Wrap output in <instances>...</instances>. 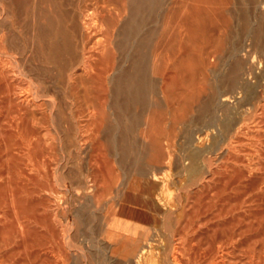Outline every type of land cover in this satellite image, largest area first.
<instances>
[{
    "label": "bare ground",
    "instance_id": "1",
    "mask_svg": "<svg viewBox=\"0 0 264 264\" xmlns=\"http://www.w3.org/2000/svg\"><path fill=\"white\" fill-rule=\"evenodd\" d=\"M0 264H264V0H0Z\"/></svg>",
    "mask_w": 264,
    "mask_h": 264
},
{
    "label": "rangeland",
    "instance_id": "2",
    "mask_svg": "<svg viewBox=\"0 0 264 264\" xmlns=\"http://www.w3.org/2000/svg\"><path fill=\"white\" fill-rule=\"evenodd\" d=\"M236 144H237V145H236ZM236 144H234V146L236 145L235 147L233 146V150H235L236 152H235V151L232 152V149H231V154H232L231 158H233V159L230 160V161H231V163H233V164L235 163V160L238 158V156H239V157L241 156V152H240V151H241V150H240L241 148H240V147H241L242 145L240 144L241 146H239L238 143H236ZM238 146H239V148H238ZM234 148H236V149H234ZM239 150H240V151H239ZM234 152H235V153H234ZM235 155H236V156L238 155L237 158H235ZM234 158H235V160H234ZM222 162L225 164V163H227V162H229V161H226V160H225V157H223V159H222V160L220 161V163H218V164L221 166V165H223ZM221 163H222V164H221ZM229 163H230V162H229ZM229 191H230V192H229ZM231 191H232V190L229 188V189H227L226 191H224L223 194H224V195L230 194ZM213 192H214L213 194H215V191H213ZM42 214H43V213H42ZM40 215H41V213L39 214V217H40ZM41 216H42V217H45V215H41ZM42 217H41V218H42ZM42 219H43V218H42Z\"/></svg>",
    "mask_w": 264,
    "mask_h": 264
}]
</instances>
